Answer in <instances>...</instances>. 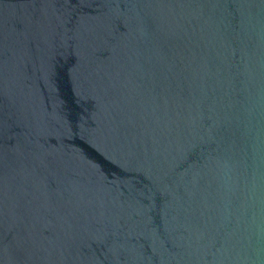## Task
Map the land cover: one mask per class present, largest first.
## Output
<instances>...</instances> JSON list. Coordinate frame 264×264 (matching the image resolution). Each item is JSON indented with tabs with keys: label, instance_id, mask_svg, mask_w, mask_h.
I'll return each mask as SVG.
<instances>
[{
	"label": "water",
	"instance_id": "obj_1",
	"mask_svg": "<svg viewBox=\"0 0 264 264\" xmlns=\"http://www.w3.org/2000/svg\"><path fill=\"white\" fill-rule=\"evenodd\" d=\"M0 264H264V0H0Z\"/></svg>",
	"mask_w": 264,
	"mask_h": 264
}]
</instances>
